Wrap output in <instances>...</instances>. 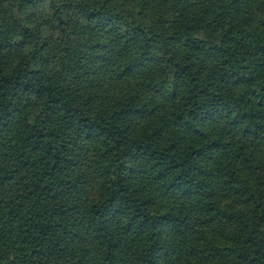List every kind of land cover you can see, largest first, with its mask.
<instances>
[{
  "label": "trees",
  "instance_id": "16d2710c",
  "mask_svg": "<svg viewBox=\"0 0 264 264\" xmlns=\"http://www.w3.org/2000/svg\"><path fill=\"white\" fill-rule=\"evenodd\" d=\"M0 264H264V0H0Z\"/></svg>",
  "mask_w": 264,
  "mask_h": 264
}]
</instances>
